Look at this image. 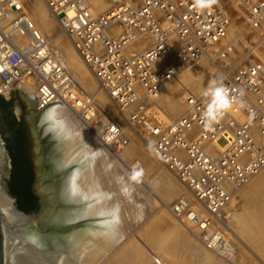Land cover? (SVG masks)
I'll return each instance as SVG.
<instances>
[{"label":"built area","instance_id":"1","mask_svg":"<svg viewBox=\"0 0 264 264\" xmlns=\"http://www.w3.org/2000/svg\"><path fill=\"white\" fill-rule=\"evenodd\" d=\"M42 1L99 88L122 110H140L165 82L197 67L226 36L230 23L218 0L203 10L195 0H112L99 14L91 12L88 0ZM24 2L0 0V95L29 83L45 108L67 93L72 110L93 111V102L78 95L80 87L62 57L28 19ZM239 5L252 30L263 27L264 0H240ZM9 12L14 15L6 21ZM16 38L26 42L19 44ZM232 55L233 45L228 44L219 54L222 64ZM222 71L213 79L224 77L232 105L211 129L203 118L211 97L189 90L176 119L162 123L147 114L140 117L153 157L204 210V216L191 213L187 219L213 252L221 249V238L211 224L220 221L235 191L264 168V62ZM153 264L165 263L156 258Z\"/></svg>","mask_w":264,"mask_h":264},{"label":"bare ground","instance_id":"2","mask_svg":"<svg viewBox=\"0 0 264 264\" xmlns=\"http://www.w3.org/2000/svg\"><path fill=\"white\" fill-rule=\"evenodd\" d=\"M88 2L91 12L94 13L105 10L109 3H112V0H88ZM219 2H222V0ZM229 3H233V0H227L226 7ZM24 4L31 15L32 20L30 22L39 33L50 36L52 45L56 49L53 50L62 57L65 67L70 70L72 77H75L82 88L94 94L96 107H99L100 111H109L107 98L98 92L96 80L82 62L69 38L67 36L66 38L62 37L59 32L55 31L57 29L56 25H59V23L52 16L53 14L49 15L47 12L49 10L43 1L25 0ZM221 7L229 14L230 9L227 11L226 7L223 5ZM13 15V12H9L6 21L11 19ZM235 15L233 14L234 17ZM243 25L245 26L243 22L230 18L226 36L211 47L206 58L197 67L180 74L176 79L165 82L159 88L155 97L147 99L150 105H154V107H151L154 117L160 116L158 117L159 120H164V118L174 120L183 113L185 104L183 103L182 93H180L183 84L191 82L197 91H204L203 93H193L198 95L205 93L210 81L213 80V75L207 77L200 71L206 59L217 48H221V46L228 43L234 44V40L238 38L236 34L243 29ZM244 31L243 33H245ZM251 31L253 30L251 29ZM255 34L258 35L256 32ZM254 39L256 38L254 37ZM15 41L19 44L26 42L25 38H16ZM261 48L258 47L257 50L254 48V55ZM238 49L240 48L238 47ZM246 49L243 51L244 54L247 51ZM240 54L239 59L238 54L237 57L233 55L235 65L243 57ZM251 57H253L252 54ZM225 61L224 66L228 67H224L225 70L222 69L223 74L228 73L235 66L229 67L231 64L230 58ZM21 85H28L31 96H34L33 87L29 83L17 84V86ZM68 98L67 93H60V97L47 106L46 111L34 118L37 127L38 124L39 127L42 125L43 134L58 136L59 140H55L58 143L53 147L54 150H51L54 151V168L64 170L67 167V170L70 169L69 174L61 181L57 196V201L59 203L63 202L64 206L67 207L62 211H54V208L41 220V223L58 225L63 228L76 222H79L80 225L75 229L62 232H38L33 222L30 223L27 218L22 217L13 207L0 199V209L6 218L7 225H11L10 227L6 226V229H4L3 264H51V262H54V264H153L154 260L151 253L146 251L143 244L144 246H150L165 264H223V262L232 264L231 261H226L228 258L221 257L223 258L222 261L219 257L217 258L215 252L207 249L205 245L203 247L197 240L195 242L193 239L195 237L192 238L179 225L176 226L169 219L164 209H160L155 213L147 212V214L142 208L132 209L134 199L138 197L139 193L136 189H133L132 192L126 174L120 169L119 162L114 159L116 154L114 155L106 147L97 143L83 126L84 121L81 117H91L92 111L84 110L77 114V111L72 110L67 105ZM73 105L77 107L75 102ZM45 114H49L52 119L45 120L42 123V117ZM45 123L48 124L43 126ZM50 125L53 126L54 130L46 131ZM106 129L105 142H109L113 137L117 138L116 135H111L112 131H115L114 127L110 125ZM118 140H113L116 143L115 146L121 143ZM45 147L47 148V146ZM123 148L121 153L124 157L137 155L144 161V168L146 170L150 169L153 157L151 158L149 153H143L142 148L137 143L129 142ZM43 154L45 155V152ZM166 176L169 177L167 173ZM166 176L163 175L161 183L156 186L160 191L161 203H168L176 193V188ZM135 190L136 192H134ZM235 193L240 195V206L237 210H232L230 204L234 202V197L237 196V194L236 196L234 194L231 203L226 208L227 210L225 209V223L239 238L243 239L264 257V168L246 184L239 187ZM139 196L143 199L144 194ZM135 200L138 202L137 199ZM140 202L138 203L141 204ZM60 208L63 209L64 207L61 206ZM146 211L150 210L147 209ZM136 224L137 229L134 230ZM48 251H52V255ZM160 252H164L165 257H162Z\"/></svg>","mask_w":264,"mask_h":264},{"label":"rangeland","instance_id":"3","mask_svg":"<svg viewBox=\"0 0 264 264\" xmlns=\"http://www.w3.org/2000/svg\"><path fill=\"white\" fill-rule=\"evenodd\" d=\"M219 1H221V0H219ZM222 2H219V3L220 4L222 3L221 5L226 7L225 4H226L227 0H225V1L222 0ZM110 4H111V2L109 3V6H107V8H105V10L103 9V11L94 12V14H99L101 12L108 10L111 6ZM230 4H231V6H230ZM239 4H240V0H233V3H229V5L227 4V7L228 6L229 7L225 8L227 11H228V9H230L228 12H229V14L232 13V14H230L231 17L229 16L232 20H238L239 22H243L245 24V26L243 25V29H242L243 31H244V27H246L245 31H244L246 34L243 33L242 30L238 34H236L238 36V38H236L234 40V44H232L233 45V55L236 56L238 54L237 55L238 59H239L240 53H241L240 55L243 56L241 58L242 60L240 59L239 63L237 62L238 64L248 63L251 61H257L258 59H259L258 61H263V59H264V56H263V53H264V25L262 28H260L258 30V32L255 31L256 33H258L257 36H259V37H257L254 30L251 31V28L249 27V25L244 20V14H243ZM23 5H24L23 6L24 10L28 16V19L32 20L30 13L25 8V4H23ZM230 7H232V8H230ZM233 11H235V12H233ZM47 12L49 13V15L50 14L52 15V13H50L49 11H47ZM233 14L234 15L236 14L235 17L233 16ZM52 16L55 17L54 15H52ZM241 20H243V21H241ZM58 23H59V25L55 24L56 28H57V29H55V31L59 32V34L62 37L66 38V35L63 32V30L61 28V24L59 21H58ZM246 24L248 27L246 26ZM41 34L44 35L48 39L52 49L56 50L52 45V41L50 39V36L48 34H45V33H41ZM248 34L250 35V37ZM245 36H246V38H245ZM254 37L256 39H254ZM256 43H258V44H256ZM228 44H230V43H228ZM228 44L221 46V48L220 47L217 48L215 50L216 53L215 52L211 53V55L208 56L209 58L206 59V62L204 63L205 66L203 65V67L200 71L203 72V74L207 75V77H210L211 75H213L218 70H222V69L225 70V68L228 67V66H224L222 64V61L219 57V54L221 53V51ZM238 44H240L241 46L240 45L238 46ZM238 47L240 49H238ZM258 47H260V48L262 47V48H261V50L258 49V51L255 52V55H254L253 49L255 48L257 50ZM245 49L247 51H245V54H244L243 51ZM255 49H254V51H255ZM251 54L253 57H251ZM233 55L229 57L231 60L230 63L232 64V65L230 64L231 66L229 65V67H231V68L233 65L236 64V63H234L235 58ZM258 55H260V56H258ZM254 57H255V59H254ZM236 66H233V67H236ZM74 79H75V77H74ZM77 83L80 87V89L77 90L78 95L81 98L88 99L89 101L93 102L92 106H94L93 107L94 110L91 112L92 116L91 117L88 116V119L81 117L79 115L81 117V119L84 121L83 126L87 129V132H89V135L95 141H97V143H99L103 147H106L107 150L110 151L111 153H113L114 155L116 154L117 157L114 156V159H116L119 162L120 169L126 174L128 182L131 186L132 192H133V189H136L137 193H139V195L141 194L143 196V194H144V196H143L144 200L141 199L142 197H140L138 194H137L138 197L135 196L136 197L135 199H137L138 202H140L141 200H142V202H140L141 204H139L134 199V204H133L132 209L137 210V209L142 208L143 210H145L146 214H147V212L155 213L160 209L161 210L164 209L166 211L169 219L173 223H175L176 226L179 225L185 231V233L189 234V236H191L192 238L195 237V238H193L195 240V242L197 240V242H199L204 247V242H202V240H201L202 233L199 232L197 227L193 223H191V221H189L187 219V215H189L191 213H193L195 215L200 214L201 216H199V217L204 216V210L193 201V197L190 194V192L186 188H184L181 184H179L178 180L175 178V176L172 173H170L168 170H166L153 157L152 153L150 152V148H149L150 144L148 142L149 137L146 133V130L144 129V126L142 125V119H140V117L144 118V117H146L145 114H147V116H149L150 118L154 119L157 117L156 119L159 120L158 117H160V116L154 117L152 114L153 112L151 111V107H154V105L153 104L150 105L149 102H147V100H146V101H144V104L141 105L142 108L140 110L134 109L135 110L134 111L132 109L131 110L119 109L111 102V100L108 98L106 93L102 89H100L98 84H97L98 92L105 95V97L107 98V100L109 102V104H108L109 106H107L109 111H103V110L100 111V108L96 107L97 105L95 104V99L93 98L94 94L92 92L82 88V86L79 84L78 81H77ZM185 90H189L192 93L193 92H195V93H198V92L203 93L204 92V91H197L196 87L193 84H191V82L187 83V84H183V86L181 87L180 93H182V96L184 95ZM9 95H10V93L3 94V95H0V97L2 96V99L4 101L5 100L9 101ZM33 98H34V96H33ZM183 103H184V101H183ZM146 111H147V113H146ZM136 112L138 113L137 118H135ZM93 114H95V115H93ZM96 117H98V118L96 119ZM77 120H79V119L77 118ZM92 120H93V122H91ZM160 121H162V123H168L172 120H167L164 118V120H160ZM79 122H80V120H79ZM92 123L94 126L92 125ZM47 124L48 123H45V124H43V126L44 125L46 126ZM110 125L112 127H114V129L116 131L115 135L117 136V138H115V137L114 138L119 139L118 141L121 142L117 146H115L116 143H113V141H111V140H109V142L104 141L105 131H107L106 128H109ZM41 126L39 127V124H38V129L40 130L39 132L41 133L42 136H48L51 139V141L54 142V145H53V147H54L55 144L58 143V142L56 143V141H55V140H57V141L59 140L58 136L53 135V134H46V133L43 134L42 132H44V130L42 129ZM129 142L137 143L142 148L143 153H145V154L149 153L151 158L153 157L151 159L152 164H151L150 169L146 170L144 168V161L142 159H140L137 155H135L133 157H128V158L124 157V155L121 153V150H123L124 149L123 146H125ZM52 149L54 150V148H52ZM50 158H51V160L50 159L48 160L49 166L54 169L55 175H57L63 169L58 170V168L57 169L54 168V159H53L54 158V151L53 152L51 151ZM64 170H67V167H65ZM68 171L70 172L69 168H68ZM69 172L67 174H69ZM166 173L169 177L166 176ZM163 175L166 176L168 178L169 182L176 188L175 196L168 203H161L160 191L156 187L157 184L161 183V177ZM134 176H135V179H133ZM136 190L134 192H136ZM234 194H235V196L237 194V196L234 197V202L230 205L232 207V210H237L240 206V201H239L240 195L238 193H234ZM147 202H149V203H147ZM147 209H149L150 211H146ZM226 210H224L222 212L221 217H220L221 218L220 221H215V223H212L211 228H210L211 231H213L214 233H219L218 236L221 238V249H218L217 251H215V255L217 256V258L219 257L221 260L223 258L224 259L228 258V259H226V261H229V262L231 261L230 263H232V264H264V257L262 255H260L257 251H255L254 248L252 246H250L249 244H247L243 239L239 238V236L228 225H226L225 220H224V218L226 216V214H225ZM150 213H148V215H150ZM136 227H137V224L134 225V230L137 229ZM196 229H197V231H196ZM194 233L197 236L196 235L194 236ZM141 243L143 244V242H141ZM143 247L146 249L147 252L151 253L153 260L156 258L159 260L161 259L160 257H158V255L155 254L154 250L150 246H148V245L144 246V244H143ZM148 247H150V248H148ZM148 249H149V251H148ZM150 249H152L153 251ZM48 252H49V254L52 255V253H51L52 251H48ZM160 254L162 257H165L164 252H162V253L160 252ZM221 257H223V258H221ZM215 259H216V257H215ZM38 264H40V263H38ZM51 264H54V262H51ZM223 264H228V262L227 263L223 262Z\"/></svg>","mask_w":264,"mask_h":264},{"label":"flooded vegetation","instance_id":"4","mask_svg":"<svg viewBox=\"0 0 264 264\" xmlns=\"http://www.w3.org/2000/svg\"><path fill=\"white\" fill-rule=\"evenodd\" d=\"M6 102L7 105L0 106V109L4 112L3 119L7 128L11 131L13 141V143L10 144L8 141L9 139H7L6 144V148L8 149L11 157L12 172L14 169L24 172L28 168L32 173L31 179L27 185H25V192L23 194H20L21 192L15 194L9 189L8 180L11 176L10 173L8 174L6 183L9 192L15 198L17 209L24 214L32 215L39 208L40 201V197L36 194L34 188V170L36 168L40 176V182L44 185L52 187L50 189L52 190L55 198L58 195V189L60 190V183L55 179V171H53V168L48 167L49 163L47 162L49 159L51 160L50 154L54 142L51 141L48 136L41 135L39 129H37V124L34 123L36 121L34 118H28L26 116L28 114L27 110L30 111V109L33 108V104L23 98H14L11 101ZM15 104L19 107L21 113L19 119H16L14 116L13 107ZM45 146H47V148ZM44 152L45 155L43 154ZM17 181L18 180H15V183L18 185ZM56 181L57 183H55Z\"/></svg>","mask_w":264,"mask_h":264},{"label":"water","instance_id":"5","mask_svg":"<svg viewBox=\"0 0 264 264\" xmlns=\"http://www.w3.org/2000/svg\"><path fill=\"white\" fill-rule=\"evenodd\" d=\"M2 98V96L0 97ZM18 99L23 98L26 99L28 102L33 104V108L30 109V111L27 110L28 114L26 115L28 118H35L39 114L43 113L47 109L42 103V99L33 98L31 96L30 90L28 88V85H21V86H14L12 91L9 95V101L12 99ZM14 116L16 119L20 118V110L19 107L15 104L13 107ZM4 112L0 109V199L1 201L5 202L6 204L10 205L15 209L17 213H19L22 217H25L29 220V222H33L36 230L39 232H48V231H54V232H62L67 231L71 229L77 228L80 224L79 222H76L69 227L63 228L62 226L58 225H52V224H45L41 223V220L47 216V214L51 211H62L67 206H64L63 202H58V198L54 197L52 190L50 189L49 185H44L40 182V176L38 174L37 168L34 170V176H35V184L34 188L36 191V194L40 197L39 201V208L36 212H34L32 215H27L22 213L20 210L16 207V202L14 196L9 192V189L15 193L18 194L20 192L18 185L15 183V180L12 179V176H10L8 180L9 189L7 187L6 180L8 178V174L10 173L12 175V163H11V157L9 155L8 149L6 148L7 139H9V143L12 144V137H11V131L7 128L5 121L3 119ZM14 171V170H13ZM69 171L68 170H62L60 173L56 175V180L61 184V181L64 179V177L67 175ZM58 196V195H57ZM53 205H52V204ZM62 206L63 209L60 207ZM7 225L6 218L4 217L1 209H0V264H3V243H4V229H6ZM7 227V228H9Z\"/></svg>","mask_w":264,"mask_h":264},{"label":"clouds","instance_id":"6","mask_svg":"<svg viewBox=\"0 0 264 264\" xmlns=\"http://www.w3.org/2000/svg\"><path fill=\"white\" fill-rule=\"evenodd\" d=\"M215 3V0H195L196 6L203 10L211 7ZM223 76L218 77L210 81L209 87L205 90V95L211 97V101L204 111L203 118L205 120V126L211 129L213 122L223 116L224 112L232 105V100L229 97L228 89L223 84ZM52 117L49 114H45L42 117V123L45 120H51ZM53 126L50 125L46 131H53ZM135 179V176L133 177Z\"/></svg>","mask_w":264,"mask_h":264},{"label":"trees","instance_id":"7","mask_svg":"<svg viewBox=\"0 0 264 264\" xmlns=\"http://www.w3.org/2000/svg\"><path fill=\"white\" fill-rule=\"evenodd\" d=\"M5 105H7V102L4 101L2 98H0V106H5ZM31 175L32 173L28 168L24 172L14 169L11 176L12 179L18 180L17 182H18L19 190L21 192L20 194H23L25 192V185H27V183L31 179Z\"/></svg>","mask_w":264,"mask_h":264}]
</instances>
